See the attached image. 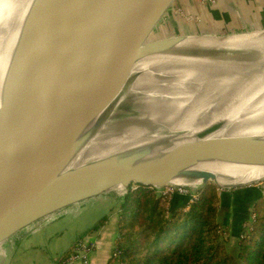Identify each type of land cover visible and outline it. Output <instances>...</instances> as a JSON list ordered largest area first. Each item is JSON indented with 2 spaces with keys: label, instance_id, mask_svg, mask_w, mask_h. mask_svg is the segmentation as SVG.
Masks as SVG:
<instances>
[{
  "label": "water",
  "instance_id": "1",
  "mask_svg": "<svg viewBox=\"0 0 264 264\" xmlns=\"http://www.w3.org/2000/svg\"><path fill=\"white\" fill-rule=\"evenodd\" d=\"M173 2L32 0L0 91V243L116 185L161 188L182 176L221 187L212 172L190 168L201 160L264 165V137L201 135L147 161L151 147L137 146L69 167L137 60L194 55L196 48L176 47L181 34L149 40ZM252 31L264 36V27L211 33ZM242 127L264 130V123Z\"/></svg>",
  "mask_w": 264,
  "mask_h": 264
},
{
  "label": "bare ground",
  "instance_id": "2",
  "mask_svg": "<svg viewBox=\"0 0 264 264\" xmlns=\"http://www.w3.org/2000/svg\"><path fill=\"white\" fill-rule=\"evenodd\" d=\"M31 2L0 3V91ZM16 5L20 10L14 12ZM151 35L149 40L162 38L151 39ZM201 36L180 35L186 48L197 49L194 55L167 52L137 60L121 89L102 110L105 116L73 155L69 167L137 146L151 147V152L141 160L147 161L201 135L264 137V130H237L264 123V36L253 31L223 38L207 32L204 40ZM176 47L180 48V44ZM126 96H131L128 106L118 114L116 109ZM190 169L212 172L221 187L264 180V165L201 160ZM191 184L200 187L202 180L177 176L168 187ZM113 191L121 195L125 188L116 185Z\"/></svg>",
  "mask_w": 264,
  "mask_h": 264
},
{
  "label": "trees",
  "instance_id": "3",
  "mask_svg": "<svg viewBox=\"0 0 264 264\" xmlns=\"http://www.w3.org/2000/svg\"><path fill=\"white\" fill-rule=\"evenodd\" d=\"M246 188L250 196L238 188L218 192L215 184L207 183L191 200L185 193L157 194L154 187L130 184L117 205L118 260L122 264H264V193ZM246 198H253L252 205L249 211L237 210L241 218L234 247L228 249L231 235L227 216L218 219L220 206Z\"/></svg>",
  "mask_w": 264,
  "mask_h": 264
},
{
  "label": "crops",
  "instance_id": "4",
  "mask_svg": "<svg viewBox=\"0 0 264 264\" xmlns=\"http://www.w3.org/2000/svg\"><path fill=\"white\" fill-rule=\"evenodd\" d=\"M187 1L189 0H174L172 5L168 8L167 12L163 15L160 21L165 20L161 25L168 30V27L172 26V18L176 15L173 13L174 6H181L183 9L187 6ZM216 9H206V6H200L199 4L196 8H200L204 19L201 21V29L208 30L209 32H222L234 31L237 30L236 25H248L251 28H263L264 27V0H222ZM171 11V12H170ZM246 13L248 18L246 21L241 19L240 15ZM245 14V15H246ZM206 16V18H205ZM224 16H230L232 20L225 19ZM179 19V17H178ZM181 19H179L180 21ZM232 23L234 24H231ZM166 22V23H165ZM166 24V25H165ZM242 29V28H239ZM172 30V29H171ZM195 30V29H194ZM169 31V30H168ZM181 32V30H180ZM182 34V33H181ZM180 40L181 38L178 37ZM182 42V40H181ZM184 42V41H183ZM262 185H252L254 189H264V180ZM261 182V181H260ZM250 186V185H249ZM247 186L237 187L239 190L245 191ZM246 188V189H245ZM235 189V188H233ZM237 190V189H236ZM242 191V192H243ZM254 191H251L253 195ZM245 194H248V191H245ZM248 196H250L248 194ZM90 199V198H89ZM243 199V197H242ZM253 198H246L242 202H230L225 203V205L220 206V212H225L222 207H226L229 204L237 205L231 209V212L227 216V223L233 217L231 213H234L241 207H245L249 211L252 205ZM88 199L84 200L87 201ZM114 199L107 198L103 202L97 205L99 210L106 207L107 211L111 210ZM84 204V203H82ZM242 204V205H241ZM89 203L81 207H88ZM241 205V207H240ZM219 212V213H220ZM117 214V213H115ZM113 213L106 214L103 217L105 218L98 224H91L85 227H81L80 231L77 233V236L71 238V240L65 244L56 242L55 239L59 233L58 227H56L54 214H51L37 222L35 226L29 231H20L8 239V243H2L0 245V263L1 264H56L62 259L68 251L71 250L72 245L80 240L94 241L95 248L91 251L89 255V260L87 264H122L117 257H112L111 253L114 245L112 244L113 238H116V215ZM54 215V216H53ZM87 221V220H86ZM241 221V220H240ZM239 221V222H240ZM34 224V223H33ZM64 226V225H63ZM97 226V228L91 230ZM5 255L8 256V259L4 263L2 257L5 258ZM80 264V263H76Z\"/></svg>",
  "mask_w": 264,
  "mask_h": 264
},
{
  "label": "rangeland",
  "instance_id": "5",
  "mask_svg": "<svg viewBox=\"0 0 264 264\" xmlns=\"http://www.w3.org/2000/svg\"><path fill=\"white\" fill-rule=\"evenodd\" d=\"M3 0H0V3ZM222 0H214L209 1V0H189V2L187 1V6H185L183 9L181 8V6H174L172 9L174 15H176L174 18H172V26H170L171 28L168 27V30L165 29L164 27H162L161 25L163 24L164 21H167V17L165 18V20L160 21L157 25L156 28L154 29V31L152 32L151 35V39L153 38H160V37H164V36H168L169 34H173V35H179L181 33L184 34H194V35H202L201 37H203V40L206 38V33L209 32L208 30L205 29H201V21L204 19V17L202 16L201 12L199 11L200 8H196V6L199 4L200 6H206V9H216V7L218 6L217 4H219ZM20 9H18V6L16 5V7L14 8V12L18 11ZM13 12V14H14ZM171 12V11H170ZM246 13H243L242 15H240L241 19H243L244 21L247 20L248 15ZM181 19L179 21V19ZM206 18V16H205ZM225 19H229L232 20L233 19L230 16H224ZM231 24H234L232 23ZM166 23V22H165ZM166 25V24H165ZM238 27L237 30L234 31H247L250 30L251 26L249 27L248 25H236V28ZM242 28V29H239ZM172 29V30H171ZM195 29V30H194ZM181 30V32H180ZM226 32H230V31H226ZM218 33V32H216ZM219 33H225V31L223 30L222 32ZM189 38H192L191 36H188ZM207 37H210V35H207ZM182 40V39H181ZM180 40V41H181ZM180 44V48L181 47H185V44L187 43H183L182 42L179 43ZM170 53V52H169ZM162 54V53H161ZM157 55V54H153L152 56ZM151 56V55H150ZM149 57V56H147ZM144 57V58H147ZM143 59V58H141ZM131 96H126L123 100L122 103L117 107V113L121 114L123 112H125L126 107L128 106V102ZM208 183H212V182H208ZM263 181H259L257 183H252L250 186L252 185H262ZM206 185V184H205ZM204 185V186H205ZM201 187V186H200ZM217 187L218 192L219 191H225V190H229V189H233V188H221V187ZM127 190V189H126ZM126 190L124 191L123 194L118 195L115 191L111 190L102 194H99L95 197H92L90 199H88L87 201H81L79 203L73 204L71 206L65 207L59 211H57L56 213H54V219H55V223H56V227L60 228L58 231V235L57 238L55 239V241L58 243H64L67 244L71 238H73L74 236H77V233L80 231L81 227H85L91 224H97L98 222H100L101 218L110 213H117V205H118V200L120 199V197L122 195H124L126 193ZM178 190H182V191H178ZM199 186L196 185H188V186H181V187H161V188H155V191L157 194H170L173 191L174 192H178V193H185L190 195L192 198H195L198 195L199 192ZM237 197L240 195L238 192L235 194ZM107 198H112L114 199V204L111 208V210L107 211L106 207L102 208V210H99V207L97 205H99V203L103 202L104 200H106ZM190 200V201H191ZM84 203V204H82ZM85 203H89L88 207H81L83 205H85ZM240 203V202H238ZM237 205V203H235V205L233 206V204H229L226 207H222L224 209V213L220 212L218 215V219L221 221L222 219H224L225 216H228L229 213L231 212V209L233 207H235ZM242 205V204H241ZM240 205V207H241ZM116 215V230H117V221L119 218L118 214ZM231 215L233 216L229 221H228V225H229V232L231 235V242L227 244L228 249H233V240H234V236H235V232L237 230V225H238V221L237 219L241 218V213L239 211H235L234 213H231ZM87 220V221H86ZM64 225V226H63ZM117 234V231H116ZM83 239H80V241ZM86 242V240H83ZM8 239L6 240V243H8ZM88 242H93L94 241H88ZM117 242V236L116 238H113L112 240V244L115 246ZM5 243V242H4ZM5 243V244H6ZM70 252V251H69ZM68 252V253H69ZM1 253V252H0ZM67 253V254H68ZM65 256V255H64ZM63 256V257H64ZM8 259V256L5 255V258L2 257V261L4 263H6L5 261ZM59 262V261H58ZM1 264V263H0ZM57 264V263H56Z\"/></svg>",
  "mask_w": 264,
  "mask_h": 264
},
{
  "label": "built area",
  "instance_id": "6",
  "mask_svg": "<svg viewBox=\"0 0 264 264\" xmlns=\"http://www.w3.org/2000/svg\"><path fill=\"white\" fill-rule=\"evenodd\" d=\"M209 1H214V0H209ZM182 191V190H178ZM35 226L34 224H31L24 228V231H29ZM95 248V243L93 242H88V241H83V240H78L76 241L70 250L68 254H66L62 259L57 263V264H87L89 260V255L92 250ZM119 251L115 249V246L113 247L112 250V257H117Z\"/></svg>",
  "mask_w": 264,
  "mask_h": 264
}]
</instances>
